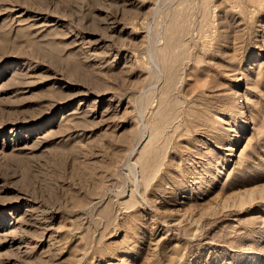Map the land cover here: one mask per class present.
I'll list each match as a JSON object with an SVG mask.
<instances>
[{"label": "rangeland", "instance_id": "obj_1", "mask_svg": "<svg viewBox=\"0 0 264 264\" xmlns=\"http://www.w3.org/2000/svg\"><path fill=\"white\" fill-rule=\"evenodd\" d=\"M0 264H264V0H0Z\"/></svg>", "mask_w": 264, "mask_h": 264}, {"label": "bare ground", "instance_id": "obj_2", "mask_svg": "<svg viewBox=\"0 0 264 264\" xmlns=\"http://www.w3.org/2000/svg\"><path fill=\"white\" fill-rule=\"evenodd\" d=\"M110 101H112L113 99L111 98V99H109ZM32 211V210H31Z\"/></svg>", "mask_w": 264, "mask_h": 264}]
</instances>
